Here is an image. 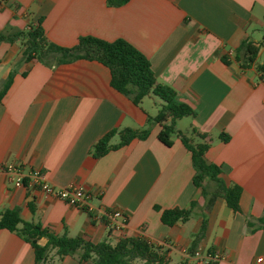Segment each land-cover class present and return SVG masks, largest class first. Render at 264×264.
I'll return each mask as SVG.
<instances>
[{"label": "crops", "instance_id": "obj_1", "mask_svg": "<svg viewBox=\"0 0 264 264\" xmlns=\"http://www.w3.org/2000/svg\"><path fill=\"white\" fill-rule=\"evenodd\" d=\"M39 20L48 40L61 47L91 36L122 39L140 51L157 81L193 109L176 129L194 142L192 129L207 135L205 159L221 169L227 185L241 188V212L216 195L214 182H205L206 195L194 185L191 153L180 138L172 137L171 146L158 140L161 127L152 121L158 97L134 105L111 87L110 71L99 62H24L18 43L3 42L0 93L14 75L0 98V165L15 163L23 176L39 170L55 187L83 186L95 212L45 196L26 179L16 186L0 172V215L17 209L24 222L91 243L143 238L169 264H257L258 258L264 264V227L256 221L264 216V0H0V34ZM244 44L248 49L239 56ZM244 55L254 62L243 67ZM126 128L149 134L93 155L105 134ZM119 140L116 134L110 143ZM173 208L192 209V215L164 225L162 212ZM114 211L124 217L120 228L105 215ZM198 251L199 261L192 257ZM208 253L218 259L207 260ZM0 264H34L33 248L0 229ZM57 264L93 263L74 255Z\"/></svg>", "mask_w": 264, "mask_h": 264}, {"label": "trees", "instance_id": "obj_2", "mask_svg": "<svg viewBox=\"0 0 264 264\" xmlns=\"http://www.w3.org/2000/svg\"><path fill=\"white\" fill-rule=\"evenodd\" d=\"M112 1V0H111ZM39 20L37 25H32L26 30H17L8 34H0V44L18 43L22 49L23 61L47 63L55 60L58 64L70 63L77 60L96 61L107 67L110 71L111 87L131 100L134 105H139L147 96H156L162 101L161 109L153 122L160 125L161 130L158 140L166 146L172 145V137L180 138L184 146L191 153L195 174L193 183L206 195L205 182L216 184V195L221 197L233 212H241L239 200L241 188L237 185H227L220 177L221 169L205 159V153L209 148L206 142L207 135L192 129L199 141L193 139L176 129V121L186 116L194 115L191 107L177 102L176 92L169 86L159 83L151 69L149 60L135 47L125 40L105 41L91 36L78 39L73 47H61L51 41L45 35V31ZM247 51L244 44L238 55ZM236 56L238 59L239 56ZM254 56L244 55L241 59L243 67L254 62ZM225 61V60H224ZM264 70L263 67L260 68ZM14 73L8 76L0 98L6 93L12 82ZM119 135V143L112 145L111 139ZM149 134V129L137 131L122 129L110 131L105 134L94 146L93 155L101 157L111 149H117L127 145L131 140L144 139ZM224 142L226 137H222ZM192 215V209L173 208L164 210L161 214V222L167 226H173L179 221L185 222ZM264 227V216L256 219ZM247 225L252 226V219H247ZM0 229L16 232L34 251V264H57L65 256L76 255L79 262H92L93 264H169V259L153 244L143 238H122L115 244L107 242L91 243L81 237H69L67 235H55L41 225L24 222L17 209L6 210L0 215ZM204 231V225L195 236L200 237ZM41 239H46L42 246ZM55 251L52 257L50 252ZM208 264H213L209 262Z\"/></svg>", "mask_w": 264, "mask_h": 264}, {"label": "built area", "instance_id": "obj_3", "mask_svg": "<svg viewBox=\"0 0 264 264\" xmlns=\"http://www.w3.org/2000/svg\"><path fill=\"white\" fill-rule=\"evenodd\" d=\"M0 172L5 173L16 186H21L23 180L26 179L29 187L38 188L45 196L54 197L88 213L95 212V208L89 202L90 195L83 186L71 184L67 187H55L45 179L41 171L31 170L26 176H23L22 167L11 162L2 163ZM105 215L110 224L116 228H120L124 224V217L120 211L105 213ZM192 257L199 261L200 252H195ZM205 258L209 261H215L218 256L208 253ZM261 262L262 258L256 259L257 264Z\"/></svg>", "mask_w": 264, "mask_h": 264}, {"label": "rangeland", "instance_id": "obj_4", "mask_svg": "<svg viewBox=\"0 0 264 264\" xmlns=\"http://www.w3.org/2000/svg\"><path fill=\"white\" fill-rule=\"evenodd\" d=\"M155 100H156L157 104H156V106L154 107V111H152V114H157L158 110L156 111V109H161V106H159L158 103L161 102V104H162V101H161L159 98H156ZM147 103H148V104H147ZM144 106H145L148 110L150 109V108H149V102H145ZM210 184L213 185V183H210Z\"/></svg>", "mask_w": 264, "mask_h": 264}]
</instances>
